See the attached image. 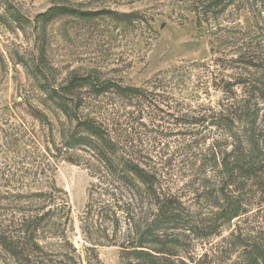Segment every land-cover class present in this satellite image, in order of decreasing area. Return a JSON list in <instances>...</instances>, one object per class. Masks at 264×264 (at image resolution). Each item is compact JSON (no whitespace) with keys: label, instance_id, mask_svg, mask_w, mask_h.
I'll use <instances>...</instances> for the list:
<instances>
[{"label":"rangeland","instance_id":"1","mask_svg":"<svg viewBox=\"0 0 264 264\" xmlns=\"http://www.w3.org/2000/svg\"><path fill=\"white\" fill-rule=\"evenodd\" d=\"M210 2L206 8L202 0H0V214L20 216L27 206H41L15 194L63 190L71 211L66 234L81 264H98L94 255L99 264H121L116 246L97 235L84 237L82 215L92 179L81 161L85 154L61 148L70 124L52 89L61 91L80 75L144 90V97L133 100L88 83L67 93L74 101L80 96L84 114L102 107L127 121L132 112L138 150L172 157L178 167L170 181L173 191L181 193L196 221L211 215V189L190 184L203 158L176 155L179 132L185 131L180 121L182 129L172 125V117L188 110L201 114L200 106L216 109L227 93L240 98L260 76L264 80V3ZM53 7L71 11L45 19ZM242 202L241 215L217 234L186 241L190 252L201 254L206 243L214 250V264H241L239 245L226 244L237 227L264 247L261 195L248 192ZM37 235L45 247L46 229Z\"/></svg>","mask_w":264,"mask_h":264},{"label":"trees","instance_id":"2","mask_svg":"<svg viewBox=\"0 0 264 264\" xmlns=\"http://www.w3.org/2000/svg\"><path fill=\"white\" fill-rule=\"evenodd\" d=\"M223 1L216 0V4ZM210 3L213 2L202 0L206 8ZM69 9L53 7L43 16L50 19ZM95 79L74 76L61 91L52 89L59 111L70 124L61 148L82 151V164L92 179L82 215L84 237L97 235L116 246L121 264H214L211 247L205 243L203 252L195 254L190 252L189 242L217 234L224 224L238 218L243 210L242 197L248 192H259L264 202V80L260 76L240 98L227 93L216 109L200 106L201 114L188 110L179 119L172 117V125L182 129L180 121L185 131L179 132L183 137L178 139L176 155L203 158L193 168L190 184L198 182L214 195L211 215L196 221L180 192L173 191L170 185L177 167L172 157L153 158L136 147L134 135L138 129L132 112L127 121L119 112H107L102 107L93 114H84L80 111V96L74 101L70 96L74 94L67 93L80 83H88L98 92L114 88L118 95L133 100L144 97V90L122 86L111 79ZM202 141L210 142L204 147ZM65 195L56 188L14 195L29 197L28 203L34 199L41 206H27L28 210H23L27 213L20 216L11 213L7 218L6 213L0 214V264H81L66 234L71 211ZM45 229L44 247L37 233ZM241 232L237 227L226 242L227 246L239 245V263L264 264V247ZM53 238L58 242L47 241ZM178 247L185 256L177 253ZM92 258L100 263L96 255Z\"/></svg>","mask_w":264,"mask_h":264}]
</instances>
